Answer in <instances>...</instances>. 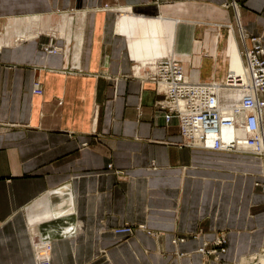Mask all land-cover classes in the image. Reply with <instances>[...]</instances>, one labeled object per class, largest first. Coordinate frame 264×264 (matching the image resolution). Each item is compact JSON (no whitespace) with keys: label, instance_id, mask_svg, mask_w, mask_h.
Returning <instances> with one entry per match:
<instances>
[{"label":"crops","instance_id":"obj_1","mask_svg":"<svg viewBox=\"0 0 264 264\" xmlns=\"http://www.w3.org/2000/svg\"><path fill=\"white\" fill-rule=\"evenodd\" d=\"M229 2L0 0V264H41L39 237L52 240L50 264L260 254L262 160L184 146L142 62L173 56L196 80H225L230 41L245 50L237 17L248 36L264 35V0H241L239 15Z\"/></svg>","mask_w":264,"mask_h":264},{"label":"built area","instance_id":"obj_2","mask_svg":"<svg viewBox=\"0 0 264 264\" xmlns=\"http://www.w3.org/2000/svg\"><path fill=\"white\" fill-rule=\"evenodd\" d=\"M240 2L230 0L226 8L239 15ZM237 19L245 48L244 77L228 75L223 81H199L187 73L182 60L164 56L145 63V80L163 95L157 103L159 110L166 117L178 120L184 146L252 153L262 160L264 167V35L248 36L239 17ZM58 50L57 47L53 49L54 52ZM228 88L241 92V96L239 105L225 109L221 95ZM35 92L42 94L40 83L35 84ZM117 232L130 233L131 229ZM216 240L211 253L223 250L226 244L224 237ZM37 242L45 244L46 250L51 251L52 240L39 237ZM255 259L256 262L261 259L264 264V248Z\"/></svg>","mask_w":264,"mask_h":264},{"label":"bare ground","instance_id":"obj_3","mask_svg":"<svg viewBox=\"0 0 264 264\" xmlns=\"http://www.w3.org/2000/svg\"><path fill=\"white\" fill-rule=\"evenodd\" d=\"M166 35V34H165ZM158 35H156V37H157ZM155 40V39H154ZM157 41H158V39H157ZM145 43V42H144ZM148 43V42H147ZM143 45V44H142ZM153 45V44H152ZM151 45V46H152ZM231 47H230V52H231V58H232V60L230 61V75L231 76H245V65H244V62H243V60L241 59V54H240V51H239V49H238V44H237V41H236V39L235 38H233V40H232V42H231ZM149 46V45H148ZM147 46V48H151V46L150 47H148ZM231 48H232V50H231ZM62 51V49H60L59 48V50L58 51H56V52H53V53H51V54H54V53H58V54H60L59 52H61ZM138 54V53H137ZM149 56V55H148ZM159 57H164V56H158V57H156V58H159ZM166 57H169V56H166ZM170 57H173V56H170ZM148 59H146V58H143L144 60L142 61V62H144V64L146 63L145 61L146 60H151V59H156L155 57H147ZM141 59V58H140ZM232 94H235L234 96H233V98H232V102L230 103V104H226V103H224V100H223V97L224 96H229V95H232ZM240 96H241V92L239 93V92H237V91H233V90H231V89H226L225 90V92L221 95V102H222V105L225 107V109H227V108H230V107H236L237 105H239V103H240ZM238 101V102H237ZM263 166V165H262ZM263 169H264V167H263ZM258 256H260V254L259 255H256V257H258ZM255 257V258H256ZM253 259V264H263V261L260 259V260H258L257 262L255 261L256 259ZM251 261V260H250Z\"/></svg>","mask_w":264,"mask_h":264},{"label":"rangeland","instance_id":"obj_4","mask_svg":"<svg viewBox=\"0 0 264 264\" xmlns=\"http://www.w3.org/2000/svg\"><path fill=\"white\" fill-rule=\"evenodd\" d=\"M78 18H76V19H78V21H79V19H84V16H85V14H82L81 15V17H80V14H78ZM60 21H62L61 23H60V31H59V33H61L62 35H70V33H71V31H72V28H73V25H72V21H73V18L72 17H68V16H64L63 17V19H61ZM217 24H220V23H217ZM121 25H122V21H119V32H120V29H121ZM213 25H215V24H213ZM227 25V27H226V29L231 25L230 23H227V24H225V26ZM229 25V26H228ZM203 28L204 29H206V30H208L209 31V29H211V26L209 27V26H203ZM225 30V29H224ZM230 30V29H229ZM229 30L227 29V30H225V31H228L229 32ZM5 34H7V35H9V33H10V31L9 30H7V29H5ZM55 34V33H54ZM222 34H224V33H222ZM233 34V33H232ZM231 34V35H232ZM215 36H216V34H215ZM214 36V37H215ZM228 38V37H227ZM232 39V38H231ZM216 40V39H215ZM214 40V41H215ZM229 46L231 47L232 45H231V41H230V44H229ZM229 47V48H230ZM60 49H62V48H60ZM231 50H232V48H231ZM232 52V51H231ZM231 52H230V49H229V53H230V57H231ZM241 53H242V51H241ZM241 56H243V54H241ZM232 60V58L230 59V61ZM243 60V59H242ZM243 62H244V60H243ZM230 75V74H229ZM235 94H232V95H229V96H224L223 97V100H224V103H226V104H230L231 102H232V98H233V96H234ZM238 102V101H237ZM257 186H260L261 187V189H262V192H263V188H264V183L262 184V183H257ZM220 238V237H219ZM217 240H215L214 241V243L216 242ZM213 243V244H214ZM45 248H46V246H45V244H43V246L41 245V247H39V248H37L36 249V251H37V254H38V256H39V259L43 262H41V264H50V252H46L45 251ZM44 250V251H43ZM202 250V249H201ZM263 250V249H262ZM261 253V252H260ZM257 255V254H256ZM256 255H252L251 257H249V258H247V259H244L245 261V263L246 264H250V263H248V260H251V264H253V259L256 257Z\"/></svg>","mask_w":264,"mask_h":264}]
</instances>
